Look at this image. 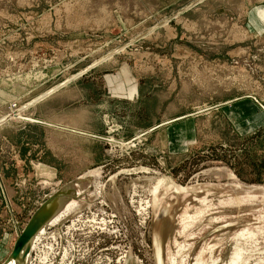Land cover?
<instances>
[{"label": "rangeland", "instance_id": "obj_1", "mask_svg": "<svg viewBox=\"0 0 264 264\" xmlns=\"http://www.w3.org/2000/svg\"><path fill=\"white\" fill-rule=\"evenodd\" d=\"M61 191L28 264H264V0H0V264Z\"/></svg>", "mask_w": 264, "mask_h": 264}, {"label": "water", "instance_id": "obj_2", "mask_svg": "<svg viewBox=\"0 0 264 264\" xmlns=\"http://www.w3.org/2000/svg\"><path fill=\"white\" fill-rule=\"evenodd\" d=\"M61 192L54 195L51 199L47 201L46 204L43 205L41 209L33 214V218L28 223L26 228L23 230V234L19 237L18 241L14 245V250L8 260L6 261L8 264L12 259L23 261V264H28V256L32 249V243L34 238L44 229H46V225L49 220H52L55 215L58 214L59 210H57L58 199L61 197ZM167 211V208H164L160 211V218H162ZM156 254L155 257L157 259V264H164L163 257V248L162 244L158 239H156Z\"/></svg>", "mask_w": 264, "mask_h": 264}, {"label": "bare ground", "instance_id": "obj_3", "mask_svg": "<svg viewBox=\"0 0 264 264\" xmlns=\"http://www.w3.org/2000/svg\"><path fill=\"white\" fill-rule=\"evenodd\" d=\"M160 178V177H159ZM169 182L170 181H166V183H168L169 184ZM160 183V182H159ZM161 184H162V182H161ZM173 183H171V185H172ZM168 187V186H167ZM174 187V186H173ZM179 187V186H178ZM235 255V254H234ZM238 255V256H237ZM237 255L234 257V260H232L231 262H229L228 264H237V261H241V260H239V257L242 255H240V252H238L237 253ZM232 258V257H231ZM242 259V258H241ZM196 262V261H195ZM197 263H200V262H197ZM9 264H23V261H16V260H14V259H12L11 260V262L9 263Z\"/></svg>", "mask_w": 264, "mask_h": 264}]
</instances>
